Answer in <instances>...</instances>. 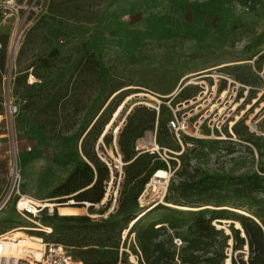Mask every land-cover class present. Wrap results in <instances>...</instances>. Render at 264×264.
<instances>
[{
	"label": "rangeland",
	"instance_id": "374dc122",
	"mask_svg": "<svg viewBox=\"0 0 264 264\" xmlns=\"http://www.w3.org/2000/svg\"><path fill=\"white\" fill-rule=\"evenodd\" d=\"M17 5L18 13L0 9V114L9 96L17 107L0 126V199L11 186L16 161L19 209L44 210L21 214L16 209L20 197L14 196L0 211V235H43L44 243L61 239L77 259V252L88 248L71 246L85 234L75 219L85 216L94 224L118 211L126 167L118 137L126 121L142 117L150 129L136 141V151L150 152L153 148L140 142L152 135L158 158L145 159L141 169L149 162L151 168L164 163L168 175L155 188L148 186L152 175L138 205L112 219L117 233L122 230L115 239L117 264H150V252L151 261L163 252L181 264L184 258H211L222 245L225 264L232 258L248 263L264 252V0H17ZM17 32L22 37L11 55ZM187 76L197 84L180 92ZM203 82L210 91L217 85V97L230 83L229 95L238 87L236 111L214 136L207 121L200 138L184 135L179 141L168 128V104L160 112L153 107L170 101L175 108L196 96ZM129 97L117 121L105 125ZM197 119L189 121L190 127ZM104 127L109 144L97 139ZM86 153L114 171L107 183L109 200H103L105 205H56L92 179ZM140 181L127 186L129 197ZM166 195L190 209L165 205ZM59 208H77L79 214L62 217ZM202 211L221 218L213 225L224 228L226 241L212 234L193 251L196 235L190 227ZM144 212L133 227L131 219ZM240 217L261 231L246 237L235 224ZM136 256L139 262L133 261Z\"/></svg>",
	"mask_w": 264,
	"mask_h": 264
},
{
	"label": "trees",
	"instance_id": "16d2710c",
	"mask_svg": "<svg viewBox=\"0 0 264 264\" xmlns=\"http://www.w3.org/2000/svg\"><path fill=\"white\" fill-rule=\"evenodd\" d=\"M163 108V107H161ZM155 112V111H154ZM110 119L106 122L105 125L110 123ZM150 122V121H149ZM154 122V119L153 121ZM148 121H144L142 117L137 119V121H126L125 129L120 131L118 137V146L119 152L122 154V161L126 164L124 169V182L122 184L121 197L119 199V209L115 215H119L123 213L129 206H137L138 198L142 194L145 189V186L150 182L152 175H154L158 170H167V166L164 163H158L159 165L151 168L150 162L143 168V164L145 163V159H153L158 158L156 153L146 152L141 153L136 151V141L143 136L146 129H150V125L146 126ZM96 126L94 125L91 130H95ZM153 128V126H151ZM236 131V130H235ZM105 127L102 128L97 134V139L103 140L106 144H109L108 135L105 134ZM236 133V132H235ZM237 134V133H236ZM184 138V136L182 137ZM86 157L89 163H85L86 169L92 174V179L89 184L85 186L81 190L75 191L77 193L75 196L66 199L65 201L56 204L59 206H66L68 202L73 201L72 207H78L80 205L90 204L91 206L95 204H100L106 198L107 192V183L110 182L111 179V169L108 165L102 162L97 156H90L86 153ZM97 175V178L94 180V176ZM137 180L140 181V187L133 196L129 197L127 193V186ZM166 204H172L175 206H180L177 201L166 195L164 199ZM85 203V204H83ZM111 202H109L108 206ZM159 205L154 207L157 208ZM77 209V208H76ZM210 215L209 217L207 215ZM115 215H109L108 218L102 219L98 223L92 224L90 218L85 216H77L76 221L78 224L83 226L85 231L84 235H79L80 238L71 246L75 248H88L83 250L82 252H77V260L81 264H117L119 262L118 252H119V242H116L115 239L121 235L120 230L118 233L116 231L117 221H113ZM215 219H221L216 217L215 211H202L195 215L192 219V225L190 230L192 233L196 235V239L192 240V250L199 251L198 244L200 240L209 238L212 234L222 236L223 243L226 241V238L222 234V230L216 229L213 225V221ZM140 220V219H139ZM137 219L132 218L131 223H134L133 227L138 223ZM239 223L241 224L245 236L248 238H252L253 231L260 232V227L252 220L246 217H240ZM51 226H49L50 228ZM52 228V227H51ZM62 234V231L60 232ZM43 238V235L39 236ZM83 246H78V244ZM68 247V244H64L61 242V239H56V243ZM146 245H143V251L146 252ZM253 246L250 243V248ZM151 252H150V264H161L163 260H166L164 264H174L173 257L169 255H165L163 252H160L159 257L155 258L151 261ZM115 258V259H114ZM226 256L224 254V245L219 247L218 251L211 258H184L182 259L181 264H225ZM231 264H239L233 258L231 259ZM240 264H264V252H259L258 254L250 257V261L245 262L241 261Z\"/></svg>",
	"mask_w": 264,
	"mask_h": 264
},
{
	"label": "built area",
	"instance_id": "2783aa9c",
	"mask_svg": "<svg viewBox=\"0 0 264 264\" xmlns=\"http://www.w3.org/2000/svg\"><path fill=\"white\" fill-rule=\"evenodd\" d=\"M0 9L10 12H19L20 7L17 5V0H0ZM18 36V41H20L22 37V32H17L15 34L14 39ZM13 39V40H14ZM19 43V42H18ZM3 49L2 44L0 42V51ZM11 55L14 52V42L11 45ZM7 80L6 75L4 76V81ZM187 84V83H186ZM184 84L180 88V92L185 89L188 85ZM230 86L229 89L223 90L222 94L227 91V94L224 98H221L222 94L217 97L218 87L212 86L211 91L206 82H203L201 85V91L193 96L192 99L186 100L183 103L178 104L175 108L171 107V102L168 103H159L158 108H154L157 112H160V107L162 104H168L167 107L171 111V117L168 120V128L175 135V137L180 141L184 135L190 136L192 138H200L199 131L200 128L208 121V128L211 130L212 135L214 136V130L221 131L223 125L228 121V119L235 113V109L232 107V104L235 102L239 89L238 87L234 88L231 91L230 95ZM230 96V100L226 101L227 97ZM214 101H216L214 103ZM203 102V103H201ZM191 109L189 113L180 114L182 110ZM17 112V107L14 105V102L8 97L5 101V110L4 113L0 116V126L7 124L10 119H12L13 115ZM204 112V114L202 113ZM202 113L200 116L199 114ZM198 116L197 122L190 127L189 121H191L194 117ZM223 118V119H222ZM222 119V121H220ZM151 153L154 152L152 149ZM15 167L17 171V163L14 162L13 167L11 168V186L9 190L5 193V195L0 199V211L12 200V198L16 195L21 197L19 182L20 179L12 175V169ZM20 199V198H19ZM19 199L16 201V207L19 205ZM72 204L73 201H71ZM37 213H31L27 208L21 209L18 211L21 214L33 215L41 213L44 208L36 207ZM7 234L0 235V264H81L76 261L72 255L68 252L67 248L62 245L55 243H42L39 252H41L40 259H36L33 254H26L23 256H11L7 253V243L10 241L11 237ZM137 262H139V257H134Z\"/></svg>",
	"mask_w": 264,
	"mask_h": 264
},
{
	"label": "bare ground",
	"instance_id": "6f19581e",
	"mask_svg": "<svg viewBox=\"0 0 264 264\" xmlns=\"http://www.w3.org/2000/svg\"><path fill=\"white\" fill-rule=\"evenodd\" d=\"M12 42H14V50L16 51L18 49V45H19L18 36H16V38ZM12 69L13 68L11 67V70ZM190 78H191V76H187V77L184 78V81H187L186 85H193V84L196 85L197 83L193 82V80L188 81ZM141 96L147 97V98H151V99H155V98H153L150 95L141 94ZM143 145L144 146L145 145L154 146V141L150 137L149 140L143 142ZM18 173H19V168H18V165H17V171L15 170V167H14L12 169V175L14 177H16L17 179H20L19 176H18ZM167 175H168V173L165 170H158L154 174L152 182L148 186L155 188V186L160 183L159 180H165L167 178ZM20 199H21V197H20ZM20 199H19V205L21 203ZM19 205H18V207H19ZM165 205H167L169 207H172V208H175V209H179V210H188V209H190V208H187V207L175 206V205H172V204H165ZM88 206H90V205H88ZM16 209L18 211H20L21 209H26V207L25 208H21V209L16 207ZM151 209L147 210V212L150 211ZM51 212H53V211L51 210ZM58 214L60 216H62V217L77 216L79 214V210L76 209V208H59L58 209ZM144 215H146V212L142 213L138 217V220L141 219ZM235 224H236V227L239 230H242V232L245 233L243 228H242V226H241V224L239 222H235ZM221 227L222 226H218V228H221ZM46 232L47 233H51L52 229L51 228H46ZM42 243H44L43 239L40 238V237H37V236H29V237H27V236H23V235H18L17 236V235H13L12 234L10 241H8V243L6 245L7 253L9 255H11V256H23V255H26V254H33L36 259H40V257H41L40 253L41 252H39V250L41 248ZM133 261H136V260L134 259ZM230 263H231V261L227 260V264H230Z\"/></svg>",
	"mask_w": 264,
	"mask_h": 264
},
{
	"label": "crops",
	"instance_id": "0c3cea01",
	"mask_svg": "<svg viewBox=\"0 0 264 264\" xmlns=\"http://www.w3.org/2000/svg\"><path fill=\"white\" fill-rule=\"evenodd\" d=\"M0 73H1V63H0ZM116 93H118V91L117 92H115L113 95H115ZM172 95V94H171ZM130 99H131V97H129L125 102H122L117 108H116V110L113 112V114H112V116L109 118L110 119V121L112 120V121H117V119L120 117V115H121V113L124 111V109H125V105H126V103L127 102H130ZM117 111V112H116ZM116 112V113H115ZM2 114H0V116H1ZM99 117V116H98ZM114 117V118H113ZM113 126V125H112ZM107 132V131H106ZM4 134H0V137H2ZM104 135H105V133H104ZM151 137V139L152 140H154V137L152 136V135H148L147 136V138L144 140V141H141L140 142V144L142 143L143 144V142H145V141H147V140H149V138ZM147 146V145H146ZM151 148H153L154 150H155V148L153 147V146H151V145H149ZM0 147H1V144H0Z\"/></svg>",
	"mask_w": 264,
	"mask_h": 264
},
{
	"label": "water",
	"instance_id": "95a60500",
	"mask_svg": "<svg viewBox=\"0 0 264 264\" xmlns=\"http://www.w3.org/2000/svg\"><path fill=\"white\" fill-rule=\"evenodd\" d=\"M13 53V52H12ZM14 54V53H13ZM109 129H107V131H108ZM111 173L112 174H114V171L113 170H111ZM124 177V176H123ZM106 200H109V196H107L106 197ZM102 205H105V203H102ZM91 206V205H90ZM219 223H222V222H219ZM225 224V226H229L231 223H229V222H226V223H224ZM218 230H224V228H219ZM236 230H238L237 228H236Z\"/></svg>",
	"mask_w": 264,
	"mask_h": 264
}]
</instances>
